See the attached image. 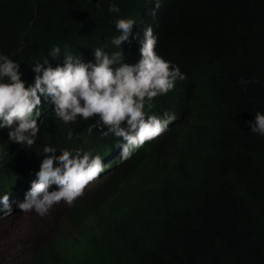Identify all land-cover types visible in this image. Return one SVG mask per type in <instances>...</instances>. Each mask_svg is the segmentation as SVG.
Returning <instances> with one entry per match:
<instances>
[{
    "label": "trees",
    "instance_id": "obj_1",
    "mask_svg": "<svg viewBox=\"0 0 264 264\" xmlns=\"http://www.w3.org/2000/svg\"><path fill=\"white\" fill-rule=\"evenodd\" d=\"M111 2L118 16L108 11ZM160 4L155 15L145 6L142 20L158 37L159 53L184 74L173 96L192 102L198 120L118 160L60 213L25 264H164L180 249L183 264H230L247 237L258 245L238 264H264V137L246 124L264 112V0ZM143 6L0 0V53L29 68L51 59L54 46L62 57L80 43H111L114 21L140 16ZM165 106L156 97L149 111L161 114ZM8 161L3 155L0 166Z\"/></svg>",
    "mask_w": 264,
    "mask_h": 264
},
{
    "label": "clouds",
    "instance_id": "obj_2",
    "mask_svg": "<svg viewBox=\"0 0 264 264\" xmlns=\"http://www.w3.org/2000/svg\"><path fill=\"white\" fill-rule=\"evenodd\" d=\"M137 3L144 5L140 16L116 19L112 34L118 35L111 43H80L62 57L54 46L51 59L29 68L0 53V163L9 157L0 166V219L18 207L49 216L57 205L74 203L118 160L181 122L190 128L198 120L192 102L173 96L184 74L159 53L158 37L142 20L147 7L155 15L160 0ZM108 11L118 16L120 8L111 2ZM156 97L166 102L161 114L149 111ZM246 124L264 137V112L250 115ZM257 245L245 238L230 253V264L247 260ZM172 251L164 264H183L184 250Z\"/></svg>",
    "mask_w": 264,
    "mask_h": 264
},
{
    "label": "rangeland",
    "instance_id": "obj_3",
    "mask_svg": "<svg viewBox=\"0 0 264 264\" xmlns=\"http://www.w3.org/2000/svg\"><path fill=\"white\" fill-rule=\"evenodd\" d=\"M69 205L67 202L57 205L49 216L18 207L0 219V264H25L31 249L57 226L60 213Z\"/></svg>",
    "mask_w": 264,
    "mask_h": 264
}]
</instances>
